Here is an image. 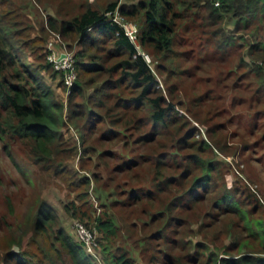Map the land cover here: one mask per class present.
Instances as JSON below:
<instances>
[{
	"label": "rangeland",
	"instance_id": "1",
	"mask_svg": "<svg viewBox=\"0 0 264 264\" xmlns=\"http://www.w3.org/2000/svg\"><path fill=\"white\" fill-rule=\"evenodd\" d=\"M11 2L4 10H12L10 17L28 28L25 33L39 38L36 48L32 47L34 54L24 48L19 51L34 67L47 59L51 50L75 54L80 48L78 42L63 38L49 27L48 15L55 16L56 11L62 15L78 13L82 2L99 6L104 3ZM116 16L118 21L134 24L138 38L135 47L145 52L139 44L137 21ZM218 26H224L232 35L246 32L242 26L238 32L232 31V23L225 25V21L207 30L199 25L197 17L194 21L186 17L178 27L172 62L160 60L158 70L151 55L145 58L163 94L168 87L172 90V97L166 99L175 106L176 113L169 114L166 123L150 122V106L145 103L137 111H127L129 117L141 123L129 124L124 131L115 129L108 117L97 124H88L83 118L72 122L66 117L59 145L63 150L56 154L54 164H67L70 173L57 176L49 167L44 170L34 166L26 157L24 141L0 138V221L6 216L9 222L21 223L44 199L53 206L57 225L74 240L79 241L77 223L91 234L96 244V257L91 256L95 264H113L112 257L125 252L134 264H190L195 253L203 252V257L210 251L225 255L227 247L232 254L259 250L261 244L247 234L242 213L264 226V81H257L251 57L241 61L247 49L241 47L243 40L235 38V45L221 47L222 41L212 33ZM249 35L248 41L254 44V36ZM40 74L56 97L66 103L68 87L59 83L62 74ZM83 75L92 84L86 89L91 94L95 87L101 88L105 80L113 82L119 74L86 71ZM130 84L127 82L120 94L119 90L104 88L112 104L118 96L138 93ZM112 95L115 99H110ZM108 130L113 131L112 135L107 134ZM7 141L20 168L12 164L2 148ZM200 144L203 147L198 149ZM197 149L203 156H214L218 167L206 185L190 190L199 170L190 154ZM126 161H130L129 170L117 171L116 166ZM82 176L88 183L79 180ZM166 178L165 184L157 186ZM133 191L137 197H132ZM5 196L11 198L12 215L6 210ZM226 197H232L235 206L228 204ZM172 200L168 214L167 204ZM98 217L114 220L116 232H101L96 227ZM7 235L5 229L0 230V252ZM247 238L249 246H238ZM104 246L109 249L103 250Z\"/></svg>",
	"mask_w": 264,
	"mask_h": 264
},
{
	"label": "trees",
	"instance_id": "2",
	"mask_svg": "<svg viewBox=\"0 0 264 264\" xmlns=\"http://www.w3.org/2000/svg\"><path fill=\"white\" fill-rule=\"evenodd\" d=\"M129 1L131 2L103 0L101 6L82 2L79 4L78 13L67 12L62 15L60 11H56L55 16L48 15L47 22L53 31L80 45L74 54L77 80L68 87L67 102L63 103L40 74V71H45L50 77H54L59 72L47 59L34 67L24 60L19 52L24 48L34 54L35 49L32 47L36 48L35 43L39 38L25 33L28 28L21 27L19 22L10 17L12 10H4L12 4L11 0H0V138L9 136V141L14 138L24 141L28 148L26 157L32 165L41 166L44 170L49 167L57 176L71 172L67 164H54L56 154L63 150L59 145L63 141L66 117L72 122L83 118L89 121L88 124L105 122L108 117L109 123L116 127L115 129L124 131L129 124L138 126L141 123L129 117L127 111H137L143 103L150 106L149 121L154 125L166 123L168 115L176 113L175 106L166 99L168 96L172 97L171 87L163 94L149 63L120 24L111 18L115 10L118 14L137 21L140 28L139 44L156 60L155 66L158 70H161L160 60L172 62L173 49L178 45V27L182 26L186 17L192 21L197 17L199 25L207 30L221 21H225V25L232 23V31L238 32L242 26L246 29L245 35L229 34L224 26H218L212 33L216 39L222 41V48L235 45V38L243 40L245 44L241 47L247 49L241 61L245 62L246 56L251 57V67L255 76L259 77L257 81H264V0ZM248 34L250 37L254 36V44L248 41ZM254 52L261 57H255ZM256 58H261V62ZM83 59L88 62H83ZM86 71H104L108 74L117 72L119 75L113 82L105 80L101 88L95 87L93 93L87 94L86 89L92 84L84 78L83 73ZM127 82L131 83L138 93L131 97L118 96L112 104L109 93L104 88L119 90L120 94ZM59 83L65 87L62 78ZM115 97L112 95L110 99ZM107 114H110L112 119ZM112 132L108 130L107 134L112 135ZM2 148L12 164L18 166L8 141ZM198 149L190 154V158L201 173L198 174V170L190 190L206 185L211 173L218 167L214 156H203ZM129 162L116 166V170L121 173L125 169L129 170ZM79 180L88 183L85 176ZM167 181L166 178L158 182L157 186ZM132 197H137L134 191ZM226 199L228 204L235 206L232 197ZM172 203L173 200L167 204L168 214L173 208L170 206ZM5 206L7 212L12 215L14 208L9 196H5ZM65 208L69 209V206L65 205ZM242 217L249 237L260 242L259 250L232 254L227 247L225 255L210 251L203 257V252L195 253L189 263L264 264V226L259 225V221L246 218L245 213H242ZM96 222V227L105 235L116 232L114 220L98 217ZM2 229H5L8 235L4 237L2 244L0 264H95L83 245L74 240L63 226L57 225L54 208L44 199L39 202L35 213L27 216L21 223L9 222L6 216H2L0 230ZM234 243L236 242L232 244ZM249 245L248 238L238 242L241 247ZM106 249H109L108 246L103 247V250ZM112 263L134 264L126 252L112 257Z\"/></svg>",
	"mask_w": 264,
	"mask_h": 264
},
{
	"label": "built area",
	"instance_id": "3",
	"mask_svg": "<svg viewBox=\"0 0 264 264\" xmlns=\"http://www.w3.org/2000/svg\"><path fill=\"white\" fill-rule=\"evenodd\" d=\"M116 14H118V12L115 10L112 13L111 18L120 24L125 34L129 37L132 43H135L137 45L138 38L136 36V28L134 24L128 20L118 21L115 18L117 17ZM139 52L143 55L144 58L149 59L148 54L143 51L141 52L140 50ZM47 59L52 64L54 69L58 70L62 74L65 86L69 87L75 82L77 74L74 54L66 51L51 50L47 55ZM75 226L77 230V237L79 241H81V243L83 244L86 252L91 256L96 257V244L93 242L91 234L84 228L82 224L77 223Z\"/></svg>",
	"mask_w": 264,
	"mask_h": 264
}]
</instances>
